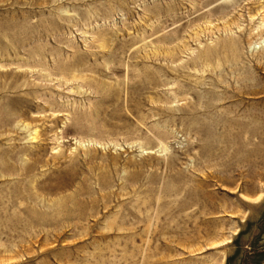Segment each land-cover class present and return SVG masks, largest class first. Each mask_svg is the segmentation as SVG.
<instances>
[{
    "label": "rangeland",
    "instance_id": "374dc122",
    "mask_svg": "<svg viewBox=\"0 0 264 264\" xmlns=\"http://www.w3.org/2000/svg\"><path fill=\"white\" fill-rule=\"evenodd\" d=\"M0 264H264V0H0Z\"/></svg>",
    "mask_w": 264,
    "mask_h": 264
}]
</instances>
